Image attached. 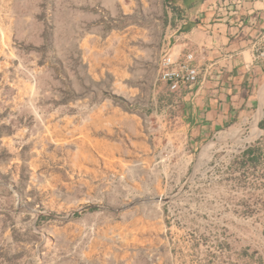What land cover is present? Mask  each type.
Here are the masks:
<instances>
[{"label": "rangeland", "instance_id": "obj_1", "mask_svg": "<svg viewBox=\"0 0 264 264\" xmlns=\"http://www.w3.org/2000/svg\"><path fill=\"white\" fill-rule=\"evenodd\" d=\"M166 4L0 0V264H264V115L189 154Z\"/></svg>", "mask_w": 264, "mask_h": 264}, {"label": "crops", "instance_id": "obj_2", "mask_svg": "<svg viewBox=\"0 0 264 264\" xmlns=\"http://www.w3.org/2000/svg\"><path fill=\"white\" fill-rule=\"evenodd\" d=\"M166 3L170 13L166 51L177 56L193 52L203 69L213 70L207 79L179 93L167 90L174 131L192 154L214 134L237 124L261 105L264 60L254 58L253 44L264 27V14L219 12L217 0ZM255 5L260 7L261 3L256 1Z\"/></svg>", "mask_w": 264, "mask_h": 264}, {"label": "built area", "instance_id": "obj_3", "mask_svg": "<svg viewBox=\"0 0 264 264\" xmlns=\"http://www.w3.org/2000/svg\"><path fill=\"white\" fill-rule=\"evenodd\" d=\"M261 3L260 7H256L255 2ZM216 9L219 12L227 14H239V12L247 11L251 13L264 14V0H217ZM254 58L256 60H264V27L258 33L253 44ZM213 74L211 67L203 69L196 62V56L193 52H188L184 56H177L172 52L166 51L160 61L159 80L163 82L169 93H179L184 88L192 87L193 85L207 79ZM219 133L214 134L212 139L219 138ZM228 140L237 141L231 137ZM226 139V140H227ZM239 145V144H238ZM94 227L91 226L93 233ZM148 258L152 264H157L155 259H159L157 252H149Z\"/></svg>", "mask_w": 264, "mask_h": 264}, {"label": "bare ground", "instance_id": "obj_4", "mask_svg": "<svg viewBox=\"0 0 264 264\" xmlns=\"http://www.w3.org/2000/svg\"><path fill=\"white\" fill-rule=\"evenodd\" d=\"M263 106H264V94L261 97V105H260V109L257 112V116L255 117L254 123H253V127L256 126L257 121L260 119V117L263 115L264 111H263Z\"/></svg>", "mask_w": 264, "mask_h": 264}]
</instances>
